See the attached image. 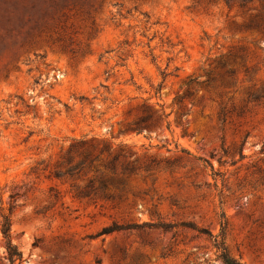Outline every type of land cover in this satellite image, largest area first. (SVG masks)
<instances>
[{"label":"rangeland","instance_id":"374dc122","mask_svg":"<svg viewBox=\"0 0 264 264\" xmlns=\"http://www.w3.org/2000/svg\"><path fill=\"white\" fill-rule=\"evenodd\" d=\"M222 235L264 264V0H0V264H222Z\"/></svg>","mask_w":264,"mask_h":264},{"label":"trees","instance_id":"16d2710c","mask_svg":"<svg viewBox=\"0 0 264 264\" xmlns=\"http://www.w3.org/2000/svg\"><path fill=\"white\" fill-rule=\"evenodd\" d=\"M84 143H85V140H77V141L72 142L71 147H74L75 145H83ZM115 228L120 229L121 227H113L110 229V231L115 230ZM2 232L6 238L10 237V224H9V219L7 218H5L2 224ZM215 248L217 249V252H218L217 257L220 259L222 264H245L229 254V252L227 251V248L225 247L224 241H223V235H222L221 241L215 240ZM8 255L10 259H12L14 256V254L11 251H9Z\"/></svg>","mask_w":264,"mask_h":264}]
</instances>
